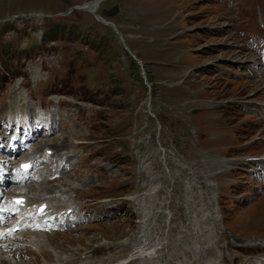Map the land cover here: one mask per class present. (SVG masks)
<instances>
[{"label": "rangeland", "instance_id": "rangeland-1", "mask_svg": "<svg viewBox=\"0 0 264 264\" xmlns=\"http://www.w3.org/2000/svg\"><path fill=\"white\" fill-rule=\"evenodd\" d=\"M96 2L0 0V24L9 23L12 29L0 39V137L8 140L0 155L13 152L16 140L22 147L26 132L40 133L31 141L37 144L25 151L46 171L37 183L41 187L33 190L53 189L46 198L55 207L63 196L70 201L61 204L78 212L83 206L71 233L56 225L50 233L38 229L17 235L27 241L6 240L10 249L16 244L24 248L0 253L6 258L0 264H264V252L242 250L264 247V174L255 178L257 173H250L255 165L264 168V121L257 117L256 104L246 110L231 102H264V66H254L260 61L257 56L264 61V32L258 21L260 16L264 20V0ZM85 6L91 11L80 9ZM50 21L81 33L71 46L80 80L70 67L66 84L57 88H52L57 74L68 69L63 65L60 73V65L70 57L59 52L60 43H50L54 49L49 53L35 54L41 45L30 38L39 37ZM22 32L27 35L17 42ZM242 40L255 56L245 55ZM29 43V53L14 56L10 51ZM131 63L143 84L148 79L147 88H140L136 79L132 87L126 84L133 77L128 73ZM50 67L57 73L50 69V76ZM25 73L34 96L20 84ZM49 76L48 85L40 88ZM73 92L96 100L98 107L82 112L61 95L74 97ZM118 92L121 96L115 98ZM50 126L56 129L46 135ZM117 138L127 143L106 149ZM47 148L56 156L41 159ZM112 149L119 156L110 155ZM231 157L260 158L246 165L210 162ZM53 175L57 180L49 184ZM85 209L90 212L82 214ZM104 209L109 216L102 218ZM35 236L42 241L40 252L30 243Z\"/></svg>", "mask_w": 264, "mask_h": 264}, {"label": "bare ground", "instance_id": "bare-ground-1", "mask_svg": "<svg viewBox=\"0 0 264 264\" xmlns=\"http://www.w3.org/2000/svg\"><path fill=\"white\" fill-rule=\"evenodd\" d=\"M98 2H99V0H97V2L95 3V4H93V5H97L98 4ZM51 134H53V132L51 133ZM57 146V145H56ZM263 158V157H262ZM234 159H237V158H234ZM210 160V159H209ZM208 160V161H209ZM214 160H216V162H217V159H212L211 161H214ZM219 160V159H218ZM243 160H248L247 158H243ZM259 160V159H258ZM233 160H228V159H222V160H219V162H221V163H226V164H228L227 162H232ZM238 161V160H237ZM261 161H264V158L263 159H261ZM214 163V162H213ZM8 173H10V177H12V176H14V174H13V172H12V170H8ZM31 182V180L28 178V179H23V178H21V179H18V178H16V179H14V178H11L10 179V181L8 182V183H4L3 184V186L4 187H6L7 186V188H11L12 187V185L13 184H16V185H18V186H20V187H18V186H16L15 188H14V192H17V190H18V188H21L23 185H25L26 183H30ZM32 190H33V188H34V186H31L30 187ZM5 189H2V192L0 193V200H1V198L5 195V191H4ZM52 192L51 191H49V194H51ZM70 207L68 206L67 208H66V210L67 209H69ZM45 212H49V210H46ZM12 217V215H10V214H7V216H6V218L4 219V221H3V223H9L10 221H9V219ZM49 220H43L42 221V223L39 225V226H41V227H43L44 226V224L46 223V222H48ZM21 228L25 225V221H22V223H20V224H18ZM23 230H24V228L23 229H21L20 230V232H23ZM12 235V233H10V232H4L3 234H0V237H2L3 239H7V240H10V238L12 237L11 236ZM22 240H26L25 238H23ZM40 238L39 237H36V240H33V241H30L31 243H32V246H34V249H36L35 251H37V252H40V250H39V248L37 247L38 246V244L40 243ZM8 242L6 241V242H3V243H0V252L1 253H4V252H6V251H8L9 249H10V247H8V244H9V246H10V243H8ZM49 243V242H48ZM47 243V245L49 246V249L51 250H54L55 248L54 247H52L50 244H48ZM36 247V248H35ZM142 249V248H141ZM15 250V246H13L11 249H10V252L11 251H14ZM20 254V252H18V255ZM142 254H144V253H142ZM20 256V255H19ZM139 256V255H138ZM1 258H3L4 260L6 259V258H4L3 256L2 257H0V259ZM14 258H17V257H14ZM3 260V261H4ZM7 261V260H6ZM66 262V261H65ZM0 263H2L1 262V260H0ZM64 264H66V263H64Z\"/></svg>", "mask_w": 264, "mask_h": 264}, {"label": "trees", "instance_id": "trees-1", "mask_svg": "<svg viewBox=\"0 0 264 264\" xmlns=\"http://www.w3.org/2000/svg\"><path fill=\"white\" fill-rule=\"evenodd\" d=\"M46 30L44 33V41L49 42V41H58V42H66V43H73L76 41L75 36L77 38L81 37V33L76 32V30L73 29V26H68L64 23H55L53 21H50L46 23ZM2 29H0V37L2 36V33L7 30L8 25H2ZM0 42H3L1 40ZM3 48V47H1ZM69 55H71V49L68 51ZM5 55H8L6 53V50L4 51ZM133 67V75L135 78H137L140 82H142L139 74L138 68L135 66V64L132 63ZM2 71L0 70V73ZM121 96V94L118 92L115 94V98ZM120 106L123 104V102H119ZM109 138H112L111 136Z\"/></svg>", "mask_w": 264, "mask_h": 264}, {"label": "water", "instance_id": "water-1", "mask_svg": "<svg viewBox=\"0 0 264 264\" xmlns=\"http://www.w3.org/2000/svg\"><path fill=\"white\" fill-rule=\"evenodd\" d=\"M101 0H99V2H100ZM81 10H83V11H87V12H89V11H91L89 8H87V6H85L84 8H80Z\"/></svg>", "mask_w": 264, "mask_h": 264}]
</instances>
